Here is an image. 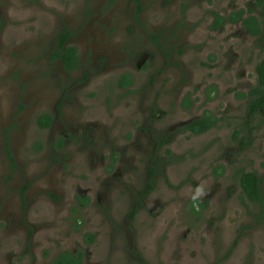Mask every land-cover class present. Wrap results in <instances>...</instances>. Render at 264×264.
<instances>
[{
    "label": "rangeland",
    "instance_id": "374dc122",
    "mask_svg": "<svg viewBox=\"0 0 264 264\" xmlns=\"http://www.w3.org/2000/svg\"><path fill=\"white\" fill-rule=\"evenodd\" d=\"M252 4L0 0V264H53L66 251L83 252V264H216L238 236L231 256L220 264H264V202L260 207L247 201L239 185L241 171L255 172L264 193V120L251 119L248 100L239 96L257 86L264 42L241 25L209 29L212 11L242 9L244 17H259L249 10ZM63 31L71 33L70 44L83 63L68 78L83 83L91 68L97 95L80 92V105L64 107L60 119L95 125L96 141L94 147L70 145L55 154L50 141L60 132L40 130L37 118L55 105L59 83L67 77L57 56ZM159 35L162 55L151 39ZM145 51L156 59L140 71L136 60ZM94 52L104 55L102 70L130 65L127 71L137 81L132 91L140 93L115 89V99L106 103L105 85L119 75L97 73ZM153 77L158 79L150 85ZM188 93L194 104L186 110L181 101ZM156 105L152 116L149 109ZM206 111L218 119L216 127L201 136L176 132ZM160 133L172 142L158 144ZM112 153L118 161L110 167ZM166 160L170 164L164 167ZM149 165L163 172L142 199ZM220 166L224 174L216 177ZM201 183L207 195L193 201ZM84 195L91 203L80 209Z\"/></svg>",
    "mask_w": 264,
    "mask_h": 264
},
{
    "label": "flooded vegetation",
    "instance_id": "af4514ba",
    "mask_svg": "<svg viewBox=\"0 0 264 264\" xmlns=\"http://www.w3.org/2000/svg\"><path fill=\"white\" fill-rule=\"evenodd\" d=\"M137 5L139 6L138 3H137ZM140 10L141 9L138 8V11H140ZM237 11H239V9L231 11L230 13H226V14L220 13V14L222 16L228 18L229 16H231V14L233 12H237ZM217 13H219V12H217ZM211 18H212V22H213L214 17L212 16ZM0 19H1V17H0ZM212 22H211V24H212ZM211 24H210V27H211ZM238 25L239 26L241 25L242 26L241 28L245 29L246 33L248 35L250 34L249 33V29L244 28V26L242 24V20H238V21H236L234 23H226L225 26H222V27L218 28L215 31H212L210 29V27H209V29H210L211 32H222L228 26L233 27V26H238ZM3 29H4V25H3L2 20H0V39L2 38ZM67 34L69 36L64 41L63 46H61V41H62V39L64 37H66L65 35H67ZM251 36H253V35H251ZM71 37H72V35H71V33L69 31H63L57 36V49H58V55L57 56H58V59L61 60V72H63L65 75H67V77L65 78V80L63 82L59 83V86L61 87V91H60V96H59L58 100L56 101L55 105H53V107H52V109L50 111L42 113V114H40L38 116V118L41 117V116H45V115L48 116L50 118V124L46 128H41L39 126L38 118H37V126L39 127L40 130H49V131H51V133H53V132H55L57 130L60 132V135H56V137H51V141H50V148L53 151V153H55V154L60 152V151L67 150L70 145H73L75 147H79L80 148L79 150H82V149L87 148V147H94L95 146V141H96V139H94L95 125H91V124H87V125L74 124L73 122H68L66 120H61L60 119V115L64 111V107L71 106V105L73 106L75 104L77 106L80 105V102H81L80 100L82 99V94H83V93H80V92H82L84 90H88V91L92 90V92H89V95H91L92 98L96 97V95H97V93L94 92L95 89L92 88V85L90 83V80H92V72H90L91 68L86 69V71L84 72L83 77H82V79H84L83 83L79 84L78 81H74V79L68 78V75H71L73 71L76 72V71L80 70L78 68H80L82 66L81 64H83L82 61H81L82 57L80 56V53L77 50V56L79 58L78 65H76L72 69H67L65 67V63L63 62V59H62V56H61V52H64L66 50V48L74 47V46H72L70 44V41H71L70 38ZM253 37H257V36H253ZM151 39L153 40V42L157 43L158 49L157 48L156 49L159 51L160 55H162V47L160 46V40H162V36L159 35V38L157 36H152ZM74 48H76V47H74ZM163 55H164V58L168 57V54H163ZM94 56L96 57V60H95L96 64L95 65L98 67L97 68V73H98V71H107V70L111 71L112 70V72L114 74H118L119 75L118 78L115 79V82H114L113 85H111V84L105 85L106 89H104V90L107 92V95H105L104 101L106 103H108L112 98L115 99V95H114L115 89H117L119 91H123V92L125 91L126 94H129V95L131 94V92H134L133 94H139L140 93L141 90L139 88L137 90H135V91H132V90H134V86L136 85L137 81L131 75V73L129 71H127V68L130 65L128 66L126 64H122V65H120L118 67H111L110 69L107 67V68H104L102 70V67L106 65V64H104V59L102 58V57H104V55H100V54H98V52H94ZM155 59H156V55L154 53L147 52V51H145V53H143L142 56H139V59H137V60L135 58H131V60H133V61L136 60V62H138L137 66L135 67L136 69H140L142 64H145L148 61H155ZM140 71H142V68L140 69ZM159 72L161 74H163L161 69H160ZM157 74L158 73L156 72L155 75H153V76L155 77V76H157ZM126 75L129 76V78L132 80L133 83H132V85H130L128 87L120 88L119 87V83H120L121 79L123 78V76H126ZM154 77L150 79V81H149L150 85H153V82L157 81L158 78L155 79V81H154L153 80ZM160 86H162V85H160ZM161 94H162V91H161ZM158 95H159L158 92H156V100H157ZM188 95H189V93L182 99L181 103H183L184 99ZM191 97H192V95L190 94V100H191ZM50 98L53 99L52 95L50 96ZM192 102L194 104V101H192ZM149 110H150L151 115L155 116L156 112H158V106L156 105V106L152 107ZM70 118H73V117H70ZM150 118L153 121L156 120L153 117H150ZM147 123H148V121H147ZM184 124H186V123L180 124V125H178L176 127L177 128L176 132L178 134H181L180 133V127L183 126ZM150 127H151L150 130L155 131V129L153 128V125H150ZM141 129H142L143 132H146L144 128H141ZM160 134L162 135V137L158 140L159 142L156 141L155 143L158 142V144H160L162 146L164 144H168V143L170 144L172 142L171 138H165V136H163V133H160ZM129 136L130 135H128V138H129ZM112 151H113V149H112ZM113 154H115V153H112V157H110L111 158V163L109 165L110 167H113L115 165V163L118 161V156L116 155V159L114 160L113 159ZM64 158H65V154H62V156H61V159L63 160L62 163H61L62 166L64 165ZM166 163L169 165L170 161L166 160L164 162V167H165V165H167ZM156 167H157V165H154V166L153 165H149V167H148V172H147L148 173V178H147V180L149 182L146 184V190L144 191V193L140 194V197L142 199H145L147 196L150 195L151 192L146 194V191H147L149 185L152 184L153 188H154L153 181L156 179L155 177H157L159 174H161L163 172V171H161V169L158 170ZM151 174H153V175L151 176ZM153 188H152V190H153ZM49 196L52 199H54V200L57 199V197L55 195H53V194H49ZM83 197H84V200L88 201V204L84 206V204L82 203V201H84V200L80 201L81 202V204L79 205L80 209L87 208L90 205V203H91L88 200L87 196L84 195ZM132 208L133 209L130 212V214H131V218H134L135 214L132 216V212L136 213L137 210L135 209V207H132ZM30 233H32L31 230H30ZM76 252H78V251H75V252H73L71 254H74ZM63 253H65V252H63ZM61 254H59L57 257H59Z\"/></svg>",
    "mask_w": 264,
    "mask_h": 264
},
{
    "label": "trees",
    "instance_id": "16d2710c",
    "mask_svg": "<svg viewBox=\"0 0 264 264\" xmlns=\"http://www.w3.org/2000/svg\"><path fill=\"white\" fill-rule=\"evenodd\" d=\"M140 1L141 0H136L138 4H140ZM252 6L253 8L250 7L249 10L253 11L256 9V11H258L259 13V18L255 16L244 17L243 14L244 10L242 9H240L237 12H233L231 16H229L228 18L222 16L220 13L212 11L211 14L214 17V20L211 24L210 29L212 31H215L218 28L225 26L226 23H234L238 20H242V24L244 28L249 29V33L251 35L260 37L261 40L264 42V0H253ZM65 36L66 37H64L61 41V46H63L64 41L69 35L67 34ZM61 56L63 62L65 63V67L67 69H72L76 65H78L79 58L77 56L76 48L74 47L66 48L64 52H61ZM209 60L213 61V56H210ZM255 70L257 74V86L252 88L247 94L240 93L239 96L243 99L248 100L247 109L251 119L260 116L261 119L264 120V57L257 64ZM132 83H133L132 80L129 78V76L126 75L123 76V78L121 79L119 83V87L125 88L132 85ZM211 92L212 89L208 91V99L213 100V98L209 96ZM182 105L186 110L191 108L193 102L190 101V94L184 99ZM38 123L41 128H46L50 124V118L46 115L41 116L38 118ZM217 123H218V119L210 111H206L201 117L193 119L190 122L181 126L180 133L181 134L189 133L192 136H201L207 133L208 131H210L211 129H213L214 127H216ZM249 134H251V131ZM35 148L37 149V151L41 150L42 144L37 143L35 145ZM7 154L11 164L10 167L12 168L16 167V162L14 157L10 155L9 151H7ZM166 154L171 157H174V155L171 153L170 150H167ZM113 159L114 160L116 159V154H113ZM223 174H224L223 167L220 166L215 169L214 175H216V177H221ZM152 175L153 174H151V176ZM167 182L169 186H172L168 180ZM182 184L183 183H181L177 187H180ZM239 185L247 201H249L252 204L260 205V207L263 205L264 194L262 189V181L257 175V173L241 171L239 173ZM152 188L153 185L150 184L146 191V194L150 193ZM82 203L85 206L88 204V201L84 200L82 201ZM134 214L135 213L132 212V216ZM86 237L90 238L91 242H94L95 240V237L91 234H87ZM238 241H239V236L235 239L232 249L228 251V253L223 257V259L216 264H220L222 261L226 260L231 256L233 249L238 244ZM84 256L85 254L81 251H78L74 254L65 252L62 253L53 264H83L82 260Z\"/></svg>",
    "mask_w": 264,
    "mask_h": 264
},
{
    "label": "clouds",
    "instance_id": "9594fccd",
    "mask_svg": "<svg viewBox=\"0 0 264 264\" xmlns=\"http://www.w3.org/2000/svg\"><path fill=\"white\" fill-rule=\"evenodd\" d=\"M205 195H207V193L205 192L204 186L201 183L200 185H198L195 188L194 195H193L192 199H193V201H196V200H199L200 198L204 197ZM197 210H199V209L197 208Z\"/></svg>",
    "mask_w": 264,
    "mask_h": 264
}]
</instances>
